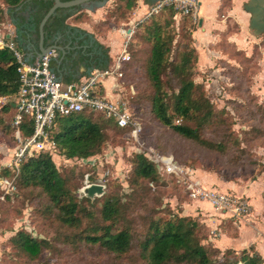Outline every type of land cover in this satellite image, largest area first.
Wrapping results in <instances>:
<instances>
[{"label":"rangeland","instance_id":"374dc122","mask_svg":"<svg viewBox=\"0 0 264 264\" xmlns=\"http://www.w3.org/2000/svg\"><path fill=\"white\" fill-rule=\"evenodd\" d=\"M124 1H111L103 20L107 13L112 18L116 17V20H109L108 25L101 24L103 20L97 22L95 26L100 24L99 27L104 29V31L100 30V33L130 21L133 11L126 20L122 19L124 14L121 10L114 11L116 4L122 5ZM193 19L196 26L197 21L195 17ZM76 20L90 21L91 17L83 12ZM142 21L134 25V30ZM242 26L245 27L247 33L245 46L229 44L226 41L227 36H223L222 40H219L221 44L218 42L219 44L215 43L209 48L210 50L212 47L220 55V57L217 56L215 63H217L216 68H220L221 71L216 74H204L199 80L198 75L193 77L194 81L205 86L206 84L202 81L206 82L207 78L209 81L218 80V91L213 87H206L207 94L214 106L215 118L201 129V134L205 140L211 143L223 142L226 145L225 150L204 147L197 142L181 137L159 123L150 112L148 96L152 94L153 90L147 81L145 69L141 67L142 59L139 55L134 54L135 69L132 73H127L128 71L126 72L124 68L122 71L125 75L122 80L127 79V84L137 83L138 91L142 92L144 97H148L147 100L136 98L138 105L136 107L133 104L128 105L142 124V131L139 135L135 137L132 129H119L101 115H88L103 127L106 135V141L101 151L95 155L97 164L90 168L88 165L81 164L78 160L80 158L70 159L60 152L52 156L61 173L72 175L74 183L79 187L76 191L78 195L84 185L85 175L93 173L92 183H99L102 179V183L106 187L105 194L93 200L90 199L93 202L97 200L90 210L99 213L104 200L111 196L122 201L124 210H132L134 213H140L143 210V214H145L156 210L158 214L155 217H157L161 216L162 212L170 210L178 215L180 212L182 215L181 204L192 199L189 196V191L186 190L184 181L179 176L160 174L161 180L159 179L155 183L138 182L137 184L134 181L137 156L144 155L151 160L150 155L156 154L172 157L179 164L189 168L194 178H196L197 171H205L216 174L224 180L240 183L242 186L259 185V188L263 190L262 202L264 206V32L260 34V37H256L248 30L249 21ZM175 28L178 36L173 45L171 60L175 59L176 62L180 52L178 50L188 42L183 29L188 30L189 26L188 23L183 22V18L179 17L175 21ZM242 30L241 26L233 23L230 32L238 33ZM96 32H98L97 29ZM234 45L236 46L234 47ZM240 48L247 49L250 54L254 49L252 59L237 54L236 51ZM141 50L148 55L150 46H142ZM165 80L167 90L170 93L176 92L179 85L178 80L169 76H166ZM128 91L130 94L132 93L130 89ZM4 98L0 97V180L4 178L12 180L15 190L6 193L0 184V264H146L141 260L136 249L123 258L114 259L111 256L97 253L94 251L95 249L81 244L80 241L73 244L69 237L76 233L75 230L64 227L52 213L47 212L49 217L37 212V210H42L39 197L34 198L32 194L20 190L18 178H16L19 170L11 166L15 151L20 144L11 127L15 111L6 108L10 101L4 100ZM189 123L192 127H198L196 121ZM68 125L70 126L71 123ZM5 168H7L8 174L3 173ZM13 172L16 174L15 177L12 176ZM219 191L229 194L234 200H239L238 206L246 210L242 214L244 217L241 215L232 216L231 213H224L207 202L215 212L224 216L220 226H226L225 230H228L226 232L232 239H237L240 236L238 231L246 226L253 225L256 228L261 225V229H264V207L262 214L255 216V207L252 206L249 197L238 195L235 192ZM129 216L134 219V226L140 224L136 214L130 212ZM185 217L197 220L202 225L207 236L204 243L213 250L215 264H237V258L242 255L244 250L251 251V247H253V252H259L255 246L246 249L240 247L237 250L233 248L220 249L215 245L216 239L221 238L222 233L219 229L211 228L200 217ZM20 230L27 231L33 238L49 242L46 246L47 249L38 260L29 263L12 248L9 240ZM217 244L221 245V242L218 241ZM229 250L231 253L228 252ZM261 256L263 257V255Z\"/></svg>","mask_w":264,"mask_h":264},{"label":"trees","instance_id":"16d2710c","mask_svg":"<svg viewBox=\"0 0 264 264\" xmlns=\"http://www.w3.org/2000/svg\"><path fill=\"white\" fill-rule=\"evenodd\" d=\"M2 1L14 8L21 5L25 0ZM45 1H47V5L44 14L37 22L38 28L44 16L54 5V0ZM138 1L125 0L124 3L122 2L123 6L116 4L114 11L121 10L124 14L122 19L126 20L128 15L138 7ZM230 2L231 0H224L223 7L230 6ZM62 12L63 10L59 9L45 25L44 30L48 37L53 36L56 30L65 25L66 17L62 16ZM82 13L78 14L76 19H79ZM179 17L183 18L184 23H188V30L183 29L188 42L178 50L180 52L175 62V59L171 60V55L174 42L178 36L175 30V21ZM5 18V11L0 7V23ZM109 20H116V17L112 18L107 13L101 24L108 25ZM193 21L192 15L184 14L174 5L166 6L159 13L145 18L138 24L127 45L130 61L123 65V69L125 68L127 73H132L135 69L134 54L139 55L142 59L141 67L145 69L147 81L153 90L152 94L148 96L150 112L159 123L185 139L197 142L207 148L222 151L226 148L223 142L211 143L205 140L201 134V129L214 120L215 113L206 86L193 79L194 76L200 74L198 71V52L193 37L197 24L195 26ZM99 26L100 24L95 26L98 33L100 30L104 31ZM142 46H150L148 55L142 52ZM236 52L248 59H252L254 55L253 53L252 56L247 57L243 51L237 50ZM94 57V66L98 70H105L110 67L109 55L103 59L102 57ZM166 76L178 80L179 85L176 92L170 93L167 90ZM75 81L76 79H73V81L65 83ZM126 85L127 89L132 92L131 94L129 92V105L138 106L136 98L148 99L147 96L144 97L142 92L138 91L137 83ZM19 88L18 65L15 58L9 50L0 49V97L15 96ZM6 108L14 109V103L9 102ZM93 114L104 117L100 113L85 110L57 118L50 137L60 154L62 153L70 159H88L101 151L106 141V135L103 127L88 116ZM134 117L140 122L136 115ZM106 120L118 127L113 120ZM190 121H196L198 127H192ZM68 123L71 125L69 126ZM22 132L24 137H30L33 134L30 119H25L23 122ZM18 170L19 173L16 178H18L20 190L32 194L34 198L39 197L42 210H37V212L40 215L49 216L47 212L52 213L64 227L75 230L76 233L69 237L73 244L80 241L81 244L95 249L94 251L97 253L111 256L114 259L123 258L136 249L141 260L146 264L216 263L213 250L204 243L207 236L202 225L197 220L182 216L180 212L178 215L168 210L162 212L161 216L155 217L158 212L151 210L145 213L148 214L146 216L143 214V210L140 213L124 210L119 198L108 196L106 200L103 199L104 204L100 212L96 213V211L90 210V207L94 206L97 200L93 202L87 198L80 199L76 193L79 187L74 183L72 175L61 173L49 152L28 157L22 161ZM3 173L8 174L7 168L3 170ZM88 174L91 180L93 173ZM134 174V181L138 184V182L155 183L160 179L161 173L152 160L140 155L137 156ZM15 175L13 172L12 176L15 177ZM13 177L10 178L13 179ZM130 212L137 215L140 224L134 226V219L129 216ZM86 220L87 222H85ZM9 242L12 248L29 263L38 260L49 243L33 238L25 230H20ZM250 250L242 252V255L237 258V264H264V257L259 252H253V247ZM228 252L231 253V250Z\"/></svg>","mask_w":264,"mask_h":264},{"label":"built area","instance_id":"2783aa9c","mask_svg":"<svg viewBox=\"0 0 264 264\" xmlns=\"http://www.w3.org/2000/svg\"><path fill=\"white\" fill-rule=\"evenodd\" d=\"M170 5H174L186 15L193 16L197 8L196 0H161L150 8L147 17L159 13L164 7ZM130 30L133 31L134 26ZM122 32L128 39L131 37L128 29H122ZM126 47L123 55L113 66L105 70H96L91 73L92 77L87 76L68 84L63 83L56 73L49 70L50 59L56 57L54 50L42 58H37L34 65L30 66L25 62L23 51L18 44L8 40L0 32V49H7L13 54L18 65L20 81L18 93L4 98L14 103L12 127L15 138L20 144L15 151L11 166L19 169L22 161L28 157L42 152H49L53 156L58 152L50 134L60 116L66 117L88 110L113 120L120 129H132L135 137L139 135L142 125L135 119L129 107L125 103L112 101L102 95V82L106 78L117 76L122 79L124 77L123 65L130 60ZM25 119H30L32 122L33 134L30 137L23 136L22 125ZM150 157L159 173L177 175L184 181L192 200L208 202L214 208L224 213H231L232 216H243L242 214L246 212L244 208L238 206L239 200H234L229 194L221 193L217 189L204 187L198 179L192 177V171L189 168L179 164L172 157H164L160 154L150 155ZM78 160L91 168L97 164L95 156ZM98 179L100 180L101 177ZM0 184L6 193L15 190L14 182L10 179H1ZM89 184L92 182L87 174L83 186ZM98 184L103 185L102 179Z\"/></svg>","mask_w":264,"mask_h":264},{"label":"crops","instance_id":"0c3cea01","mask_svg":"<svg viewBox=\"0 0 264 264\" xmlns=\"http://www.w3.org/2000/svg\"><path fill=\"white\" fill-rule=\"evenodd\" d=\"M111 1L112 0H106L104 5L97 7L95 11L85 7L79 8L75 14L68 16L65 21L66 26L77 28L88 34L94 35L95 42L100 46V53L104 56L109 55L111 59L110 67L113 66L116 60L123 55L126 44L128 45L127 42L134 33V30L131 31L130 28L147 18V13L152 5L157 4L161 0H139L138 7L132 12L129 22L124 23L119 27H111L103 34L98 33L96 32L95 24L103 20L106 9L112 3ZM223 2L224 0H196L197 8L195 10V15L192 16L195 17V20L197 21V28L193 33V37L195 40L194 45L198 52V71L200 73L198 75V80L201 79V76L204 74H216L221 71L220 68H216L217 63H215L218 58L217 56L220 57V55L215 52L212 47L209 50L210 46L218 43L219 40H222L223 36H227L226 41L229 44L235 43L237 45L245 46L247 33L245 32V27L242 25L248 21V30L252 34L255 32L254 29L250 28L252 15L244 8L250 0H231L230 6L228 7H223ZM21 5L14 8H18ZM0 7L4 9L6 15L5 20L0 23V32L2 35H5L8 40H13L17 43L15 25L7 13L8 10L13 8L6 5L2 0H0ZM82 12L87 13L89 17H91V20L83 22L77 21L76 16ZM233 23L241 26L243 29L242 32L240 31L241 33L230 32ZM122 29H128V33H131V37L129 39L123 34ZM253 35L256 37L261 36L255 34ZM219 43L221 44V42ZM235 46L236 45H234V47ZM19 48L21 49L20 46ZM51 48H55L54 51L56 53V57H58V49L56 47ZM238 51H243L247 57L252 56L254 53V49L251 54L244 48H240ZM38 57L39 55H36L35 60ZM96 70H98V68H93L90 71V74ZM79 72L80 79L87 77V66L81 65L79 67ZM57 75L63 80V75L61 73H57ZM217 81L218 80L214 79L209 81L207 78L206 82H202L206 84L207 88L213 87L216 91H218ZM126 84V80L124 81L117 76L108 77L102 82V95L112 101H119L128 106L130 96ZM196 178L200 180L202 185L208 189L215 188L226 192H235L238 195H246L250 198L252 206L255 207L254 215L256 216L262 214L264 207L262 202L263 190L259 188V185L254 184L251 187L242 186L240 183L224 180L216 174L205 171H197ZM180 209L182 215L200 217V219L211 226V228L219 229L222 234L220 239H216L215 245L220 249L233 248L237 250L240 247H243L242 249H246L251 246H255L259 253L264 257V229H261V225L256 226V228H254L253 225L243 227L238 231L240 236L237 239H232L229 236V233L226 232L228 230H225L226 226H220V222L224 216L215 212L207 202L189 200L182 203ZM218 241L221 242V245L217 244Z\"/></svg>","mask_w":264,"mask_h":264},{"label":"water","instance_id":"95a60500","mask_svg":"<svg viewBox=\"0 0 264 264\" xmlns=\"http://www.w3.org/2000/svg\"><path fill=\"white\" fill-rule=\"evenodd\" d=\"M105 2L106 0H54V5L44 16L39 28L37 22L44 14L47 1L25 0L20 7L8 10L7 13L15 25L16 40L23 51L25 62L33 66L36 55L42 58L55 49L51 47H56L59 55L50 59L49 70L61 73L63 83L80 79L79 67L81 65L87 66L86 75L92 77L90 71L97 68L94 66V56L102 57V59L105 57L100 53V46L95 42L94 35L64 25L56 30L53 36L48 37L44 28L59 9L63 10L62 16L67 18L75 14L79 8L85 7L95 11ZM76 7L79 8L74 9ZM244 8L252 15L250 28L255 30L253 34H262L264 32V0H250ZM105 189V185L92 183L83 186L79 190V195L80 198L93 200L103 196Z\"/></svg>","mask_w":264,"mask_h":264}]
</instances>
